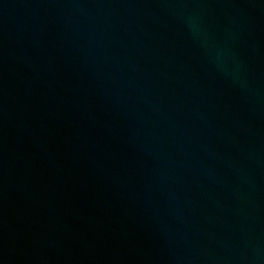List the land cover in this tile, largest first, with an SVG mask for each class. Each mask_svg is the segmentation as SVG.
Returning a JSON list of instances; mask_svg holds the SVG:
<instances>
[{
	"label": "water",
	"instance_id": "obj_1",
	"mask_svg": "<svg viewBox=\"0 0 264 264\" xmlns=\"http://www.w3.org/2000/svg\"><path fill=\"white\" fill-rule=\"evenodd\" d=\"M0 264H264V0H0Z\"/></svg>",
	"mask_w": 264,
	"mask_h": 264
}]
</instances>
